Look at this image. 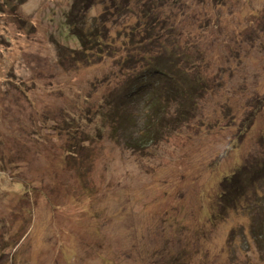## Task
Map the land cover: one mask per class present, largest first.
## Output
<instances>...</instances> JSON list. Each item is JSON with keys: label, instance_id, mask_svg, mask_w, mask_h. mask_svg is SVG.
Here are the masks:
<instances>
[{"label": "rangeland", "instance_id": "1", "mask_svg": "<svg viewBox=\"0 0 264 264\" xmlns=\"http://www.w3.org/2000/svg\"><path fill=\"white\" fill-rule=\"evenodd\" d=\"M146 1L0 0V264H264V0ZM141 40L201 97L131 148Z\"/></svg>", "mask_w": 264, "mask_h": 264}, {"label": "trees", "instance_id": "2", "mask_svg": "<svg viewBox=\"0 0 264 264\" xmlns=\"http://www.w3.org/2000/svg\"><path fill=\"white\" fill-rule=\"evenodd\" d=\"M180 2L181 0H147L146 2H142L140 6L136 7V9L139 21L142 22L143 20H145L146 22V24L144 23L143 25L144 30L154 31L158 22L156 12L163 8L168 10L170 7V3L178 5L180 4ZM119 7V5L116 6L117 9H119ZM92 25L94 26L87 28L84 32L82 30H79V36H75L78 41L83 42L84 39L89 40L92 35L96 34L97 25ZM146 27H148L149 30ZM91 30H94V33ZM156 34L157 36L152 38L148 37L146 41L150 40L153 43H158L162 38L160 34ZM146 41L141 40L142 54L138 55V57L134 58V60L129 61V64L133 63V68L138 66L139 69L133 70L135 73H133V71L131 72L133 78H126L125 84L128 85V88L124 89V98L123 100H121L122 103H120L122 104V107H120L119 103L117 105L111 103L113 105L112 109L116 107L118 108V110L123 107L125 108L126 104L133 101H140V104L142 105L141 111L140 113H137V116H130L126 119V121L133 126L132 128L123 126V120L122 122H119L118 119H115L117 121V124L122 126L126 133L122 139H130L131 136L137 137V139L134 140L135 142L133 143V146H131V148H142L144 146H147L149 143L156 141L157 138L160 137L163 133L161 132L162 118L166 119L167 116H176L171 124H175L177 122V119L182 114H179L180 116L177 114H170V108L173 103L177 102L178 105L185 104L186 106L188 105L187 107H192L191 105L195 103V99H199L201 97V88L198 85V82L196 83V81H192L190 83L185 80H180L178 77V73L186 74V72H178V68H173L172 60H168L169 63L167 65H162V57L160 55H149L148 51H150L151 48H157L158 52L159 48L157 46L148 47L145 44ZM84 55H86V53ZM116 112L119 113V111ZM189 113L192 115L191 112ZM119 115L121 118L127 116L128 114L123 113L121 115L119 113ZM110 119L113 122L115 121L112 119V117H110ZM110 133L119 137L116 134L115 129H112ZM227 184L231 185L232 191L235 192V188H239V190L243 192L242 188L234 185L232 182ZM223 186H226V184H223ZM221 192H223L221 196L226 195V192L228 195V191L226 190H221ZM251 217L253 219L254 214H252ZM253 235L254 239H256L259 243L264 242V232L259 233V231L257 232V230L255 229Z\"/></svg>", "mask_w": 264, "mask_h": 264}]
</instances>
